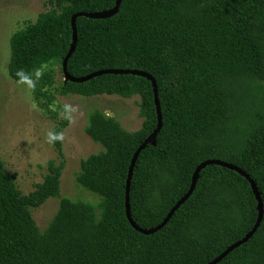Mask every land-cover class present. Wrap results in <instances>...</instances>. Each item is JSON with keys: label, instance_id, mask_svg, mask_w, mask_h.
Segmentation results:
<instances>
[{"label": "trees", "instance_id": "1", "mask_svg": "<svg viewBox=\"0 0 264 264\" xmlns=\"http://www.w3.org/2000/svg\"><path fill=\"white\" fill-rule=\"evenodd\" d=\"M49 8L10 37L8 75L41 85L36 96L54 94L140 96L144 121L125 131L99 110L88 115L86 132L104 151L81 161L77 182L96 193V206L60 196L64 167L61 133L51 132L56 158L33 191L22 193L0 157V264H205L254 225L258 207L250 183L236 171L207 165L190 197L152 234L133 229L125 214V184L131 157L154 130L157 114L151 82L131 74H103L56 85L53 70L67 54L78 11L109 9L116 0H46ZM264 0H121L108 18L77 17L76 47L67 62L76 77L105 68H131L157 83L162 127L154 145L139 154L129 188L130 212L142 228L159 224L188 190L201 161L235 164L255 181L264 209V114L251 115L237 143L229 141L224 75L254 74L264 66ZM64 77V76H63ZM64 111V107L60 108ZM57 115V112L54 114ZM164 174L171 184L150 204L148 188ZM58 197V208L41 231L32 210ZM219 200L215 208L213 199ZM234 223H233V218ZM217 264H264L262 221L245 243Z\"/></svg>", "mask_w": 264, "mask_h": 264}, {"label": "rangeland", "instance_id": "2", "mask_svg": "<svg viewBox=\"0 0 264 264\" xmlns=\"http://www.w3.org/2000/svg\"><path fill=\"white\" fill-rule=\"evenodd\" d=\"M48 8L46 0H0V157L7 173L14 176L18 188L28 194L43 180L48 161L56 158L51 132L60 120L67 118V125L60 136L64 153L60 196L96 206L100 197L77 182L81 161L104 151V146L93 140L85 130L88 115L93 110H99L114 118L123 130L136 131L144 121L139 106L140 96L54 94L46 99L36 96L35 91L41 85L35 86L34 81H14L7 69L10 37L18 29L34 22L37 15ZM260 13L264 21V3ZM50 69L53 70L56 85H60L64 77L61 66L56 63L43 66L36 75ZM222 88L227 94L229 106V141L236 144L246 119L251 115L264 114V66L254 74L224 75ZM61 107L64 111L60 110ZM170 184L171 176L167 174L159 181H153L148 188L149 203L160 201L163 189ZM221 198L212 200L216 209ZM58 203V197H50L32 210L41 231L47 228Z\"/></svg>", "mask_w": 264, "mask_h": 264}, {"label": "water", "instance_id": "3", "mask_svg": "<svg viewBox=\"0 0 264 264\" xmlns=\"http://www.w3.org/2000/svg\"><path fill=\"white\" fill-rule=\"evenodd\" d=\"M120 3H121V0H116L114 6L109 8V9H105V10H101V11H94V12L78 11V12H75L71 16L70 22H71V28H72V37H71L69 50H68L67 54L65 55V57L62 61V74L64 76V80H68L71 82H84V81H87L93 77L100 76L103 74H131V75H137V76L144 77V78L148 79L152 84L154 104H155L156 114H157V124H156V127L154 128V130L144 139V141L134 151V153L131 157V160H130L127 178H126V184H125V202H124L125 214H126V218L129 221L131 227L133 229H135L136 231L147 235V234H152V233L160 230L161 228H163L167 224V222L170 220V218L173 216L175 211L190 197L193 190L195 189L200 171L207 165H219V166L225 167L227 169L236 171L237 173H239L240 175H242L243 177H245L247 179V181L250 183L252 192H253L255 199L257 201V207H258L257 219H256L254 225L252 226V228L242 238H240V239L234 241L233 243H231L230 245H228L220 254H218L212 260L205 263V264H217L228 253H230L232 250H234L235 248H237L241 244L245 243L249 238H251L252 235L257 230V228L259 227L261 221H262L263 211H264L263 202H262L260 192L257 188L255 181L250 177V175L246 171H244L242 168H240L239 166H237L235 164H232V163H229L227 161L220 160V159L209 158V159L203 160L199 164H197V166L195 167V169L192 173V176H191V182H190L188 190L171 206V208L166 213V215L164 216L162 221L159 224H157L156 226L151 227V228L140 227L133 220V218L131 216L130 203H129V188H130V182H131V177H132V173H133V168L135 166L136 160H137L140 152L147 145H154L155 144L156 136L162 127V113H161L160 101L158 98V87H157L156 80L148 72H145L143 70H138V69H131V68H105V69H100V70L90 72L86 75L79 76V77L71 75L67 70L68 59L70 58L71 54L75 50L76 42H77V30H76V19H77V17L82 16V17H88V18H94V19L108 18V17L115 15L118 12Z\"/></svg>", "mask_w": 264, "mask_h": 264}]
</instances>
